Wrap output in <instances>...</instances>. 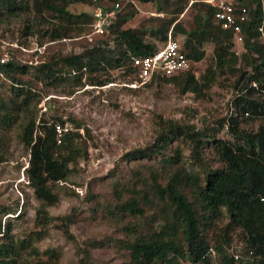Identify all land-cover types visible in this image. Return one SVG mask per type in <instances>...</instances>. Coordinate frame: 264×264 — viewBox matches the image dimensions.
I'll use <instances>...</instances> for the list:
<instances>
[{"label":"trees","instance_id":"obj_1","mask_svg":"<svg viewBox=\"0 0 264 264\" xmlns=\"http://www.w3.org/2000/svg\"><path fill=\"white\" fill-rule=\"evenodd\" d=\"M119 1L0 0L1 36L17 33L24 47L32 38L39 46L50 42L35 63L0 62V133L20 126V141L29 152L24 173L42 201L22 236L12 233L11 217L19 205L2 207L0 264H57L55 249L40 250L35 244L53 226L55 216L47 207L59 203L58 186L89 157L90 129L71 116H39L42 92L83 80L106 85L114 82L115 70L136 78L133 58L156 53L169 34L196 62L206 56L204 45L212 43V59L200 74L191 68L170 76L157 73L146 85L170 83L201 107L226 90L232 93L228 110L213 119L192 108V118L155 115L156 136L124 153L111 173V188L89 190L91 213L106 211L113 228L86 241L85 264H92L90 247L114 248L120 264H264L263 0H234L249 9L240 53L234 49L233 32L222 28L215 8L204 0L191 5L189 0H125L92 45L65 51V41L80 37L94 21L89 12H72V3L110 9ZM136 2L156 4L165 15L128 25L139 11ZM187 7L195 11L189 26L181 17ZM65 120L73 129L58 142L54 124ZM75 209L67 215L69 225Z\"/></svg>","mask_w":264,"mask_h":264},{"label":"rangeland","instance_id":"obj_2","mask_svg":"<svg viewBox=\"0 0 264 264\" xmlns=\"http://www.w3.org/2000/svg\"><path fill=\"white\" fill-rule=\"evenodd\" d=\"M123 5L125 0L119 1ZM108 3V2H107ZM138 13L128 25H142L147 16L163 17L156 4H141L136 2ZM72 12H89L92 5L87 3H72ZM195 11L188 8L181 15L187 26L193 19ZM99 33L95 29V20L86 25L80 37L73 41H65V51H82L85 45H92ZM0 35V62L15 59L23 63L39 60L44 51L45 43L39 46L35 38L29 39V46H21L17 33L7 32ZM99 38V37H98ZM206 56L196 62L191 60V69L197 74L204 71L214 54L213 44L204 45ZM234 49L240 53L242 43H236ZM114 82L102 86L92 85L83 80V84L72 82L57 87L45 89L42 100L38 104L39 116L53 117L59 115L63 119L68 116L81 120L90 129L89 157L81 161L78 172H73L68 181L58 186L59 203L47 207L55 220L47 236L37 241L35 245L40 250L53 248L59 254L57 264H85L88 259L84 249L88 239H100L112 232L113 220L102 210L91 213L93 201L87 198L89 190L104 191L110 189L114 177L112 171L121 164V157L129 149L144 146L156 136L153 119L156 114L164 117L192 118L189 108L197 109L199 116L206 115L211 119L226 114L227 102L231 92L220 90L221 95L215 96V102L207 103L205 107L197 106L191 95H182L170 83H154L149 85H134L135 77L123 74L120 70L113 71ZM3 79L0 76V90L3 89ZM189 116V117H188ZM213 117V118H212ZM72 124V122H71ZM73 126V124H72ZM20 126L14 125L0 133V147L4 160L0 162V210L3 206H18L11 222L13 234H23L25 229L33 225L36 211L42 201L36 198L28 185L24 168L28 164V149L20 141ZM83 131V128L80 129ZM135 161L130 163V166ZM65 186L71 188L69 191ZM72 208H76L74 222L68 224L66 218ZM10 215V214H9ZM8 215L4 216V220ZM84 217H88L84 219ZM92 264H120L121 258L111 247H90Z\"/></svg>","mask_w":264,"mask_h":264},{"label":"built area","instance_id":"obj_3","mask_svg":"<svg viewBox=\"0 0 264 264\" xmlns=\"http://www.w3.org/2000/svg\"><path fill=\"white\" fill-rule=\"evenodd\" d=\"M96 1V0H95ZM196 0H189V5ZM215 8V19L221 23L223 29L230 30L234 34L236 43H243V23L247 21L249 9L246 5L235 4L234 0H204ZM122 7L116 2L110 9H104L102 5L95 4L92 14L95 20V29L99 33H105L106 26L112 23L117 11ZM264 20V0L261 6ZM259 31L264 38V24L259 26ZM134 66L137 68L134 85H144L151 81L157 73L173 75L191 68V60L182 50L181 43L174 39L171 34L162 49L152 55L137 56L133 58ZM4 62V59H2ZM57 141L61 142L64 134L73 129L70 121L56 122L54 124ZM264 200V198L262 199Z\"/></svg>","mask_w":264,"mask_h":264}]
</instances>
